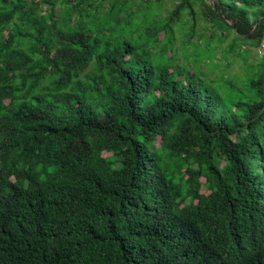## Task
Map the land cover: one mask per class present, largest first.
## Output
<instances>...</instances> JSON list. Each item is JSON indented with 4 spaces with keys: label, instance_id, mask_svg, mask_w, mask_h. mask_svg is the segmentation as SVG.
I'll use <instances>...</instances> for the list:
<instances>
[{
    "label": "trees",
    "instance_id": "obj_1",
    "mask_svg": "<svg viewBox=\"0 0 264 264\" xmlns=\"http://www.w3.org/2000/svg\"><path fill=\"white\" fill-rule=\"evenodd\" d=\"M263 41L264 0H0V264H264Z\"/></svg>",
    "mask_w": 264,
    "mask_h": 264
},
{
    "label": "rangeland",
    "instance_id": "obj_2",
    "mask_svg": "<svg viewBox=\"0 0 264 264\" xmlns=\"http://www.w3.org/2000/svg\"><path fill=\"white\" fill-rule=\"evenodd\" d=\"M174 7H175V4L170 3V2L166 3L164 5V7H163V13L162 14L163 15H166L167 12L168 11H171L172 9H174ZM241 63L242 62L239 59H236L234 61V64L231 66L230 70H228L227 75H233V74L237 73L239 71V68L241 66ZM205 71H207V69H205Z\"/></svg>",
    "mask_w": 264,
    "mask_h": 264
},
{
    "label": "built area",
    "instance_id": "obj_3",
    "mask_svg": "<svg viewBox=\"0 0 264 264\" xmlns=\"http://www.w3.org/2000/svg\"><path fill=\"white\" fill-rule=\"evenodd\" d=\"M262 52H264V41H263L261 47L259 48V53L262 54Z\"/></svg>",
    "mask_w": 264,
    "mask_h": 264
}]
</instances>
